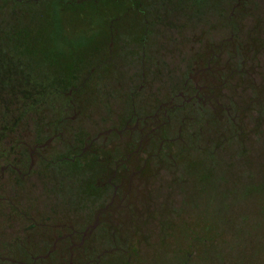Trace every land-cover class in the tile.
<instances>
[{"label":"rangeland","instance_id":"1","mask_svg":"<svg viewBox=\"0 0 264 264\" xmlns=\"http://www.w3.org/2000/svg\"><path fill=\"white\" fill-rule=\"evenodd\" d=\"M140 1L16 0L20 42L7 51L21 69L7 85L47 86L53 104L44 102L41 115L18 116L33 103L23 98L16 112L10 104L12 113L0 115V264L45 253L53 233L65 230L59 221L91 226L112 193L91 186L103 175L94 171L101 164L96 159L126 158L122 148L113 150L116 138L124 139L122 147L129 140L126 120L153 114L195 64L215 55L211 64L235 67L232 78L228 68L220 71L233 86L216 108L174 99L160 133L166 141L153 134L140 154V160L148 156L147 175L134 176V183L144 180L136 202L144 212L130 207L98 220L72 262L68 251L61 262L264 264V0ZM242 48L252 50L246 59ZM194 74L199 80L205 71ZM4 93L0 88V113L7 115ZM230 96L238 130L228 119L234 113L224 108ZM219 108L225 109L220 117ZM50 114L56 122L39 136L38 124ZM50 135L48 145L36 147ZM139 140L134 134L131 147ZM69 146L83 151L81 157L60 155ZM18 170L25 173L21 180Z\"/></svg>","mask_w":264,"mask_h":264},{"label":"flooded vegetation","instance_id":"2","mask_svg":"<svg viewBox=\"0 0 264 264\" xmlns=\"http://www.w3.org/2000/svg\"><path fill=\"white\" fill-rule=\"evenodd\" d=\"M215 56H211L207 64H204L202 61L198 64H195L192 67V71L186 76L182 86L180 89L171 97L170 100L161 102L159 104L158 109L153 114H147L146 116H137L134 122H127L124 127L129 128L130 135L128 139L134 134L140 135L139 143L136 146L122 147V143L124 139L116 138L114 150L117 147H120L123 150V153L127 154L126 158L119 157L117 160H109L102 161L100 169L103 170L102 176H99L92 182V188L98 193H105L106 191H112L110 200L105 203L101 208L95 210V216L93 223L98 222V220L112 217L114 215L119 214L120 212H127L130 207H134L137 215L144 212L139 210L136 207V202L141 194V181L139 179L138 183H134V180L142 178L141 176L147 175L145 170L148 168L149 164L146 157L144 160H140V154L145 149L146 144L150 141L152 135L155 132H159L163 129V126L166 124V117L170 114V112L177 106V103H174V99H181V106L185 103H191L193 101H197L202 103V105H206L210 103L212 108H216L217 104L220 102L222 98L223 90L227 87L228 91L232 88L233 82L231 80L232 76L235 74V67L230 64L225 65H213L211 61ZM232 74L226 75L224 73H220V71L227 69ZM195 69L204 70L205 75L197 80L194 76ZM215 102L216 106L213 105L212 102ZM227 105L224 108H227L228 115L234 111V102L232 101V96L227 97ZM163 108V119H161L160 109ZM202 108V107H201ZM234 113V112H233ZM233 118V117H232ZM234 119V118H233ZM130 121V120H129ZM109 128L113 129L115 132H119L122 128H119V125H113ZM99 136L96 135L95 138ZM92 138L88 144L91 146L94 139ZM109 138V137H108ZM107 138V139H108ZM115 138V137H114ZM127 138V137H126ZM103 140V143L107 140ZM166 141V139H164ZM126 143V142H125ZM103 145H99L101 147ZM136 176V177H134ZM141 180V181H140ZM133 216H137L132 214ZM64 225L65 230H60L51 236L53 238L51 246L46 250L43 254H37L32 256L31 253H27L28 256L25 258H7L9 261L16 262L18 264H37L38 260H47L48 257L53 256L57 249H67L72 252L74 248H81L84 244L85 238L89 231H91V226L86 225L84 228L83 224L78 225L76 228L72 223L67 221H59ZM80 234L79 241H76L77 236ZM64 244L61 245L62 240H64ZM72 254H70L69 263L72 262ZM54 259V257H51ZM50 258L52 262L53 259ZM83 258V256H82ZM32 259V260H31ZM131 257H128L127 260H131ZM31 261V262H30Z\"/></svg>","mask_w":264,"mask_h":264},{"label":"trees","instance_id":"3","mask_svg":"<svg viewBox=\"0 0 264 264\" xmlns=\"http://www.w3.org/2000/svg\"><path fill=\"white\" fill-rule=\"evenodd\" d=\"M87 1H89L90 3H93V4H95L96 2H98L99 0H87ZM239 2H238V5H242V3H243V0H238ZM135 2H137V4H139V6H141L140 4H141V1L140 0H135ZM6 12V13H5ZM21 15H22V13H21V10H18L17 8H16V0H0V68L2 67L3 69H5L4 70V74H3V77H2V82H1V80H0V88L2 89V90H5L6 91V93H7V90L9 91L10 89L11 90H17L18 89V91L17 92H14V90H13V92L12 93H10V95L7 93H4L5 94V100L9 103V106L7 107V115H5V113H3V112H1L0 113V115H1V118H3V117H6V116H8L9 115V111H11L10 110V104L12 105V107H16V106H18L17 108H15V112L18 110V108L21 106L20 105V100L21 99H23V98H27V100H28V97H31V98H33V103L29 106V107H27L22 113H18V114H16V115H18V116H20V115H23V113H25V111L26 112H29V111H31L30 112V114H33L32 112H35L36 114H38V115H41V113L40 112H42V105H43V103L45 102V103H47V102H49V104H51L52 102H51V96H50V92H51V90L47 87V86H43V85H41V87H40V85H38V86H36V88H35V90H33V88H32V86L30 85V86H28V87H24V85L26 84L25 82V84L22 82L21 84L19 83L18 84V86L17 87H15V82L11 85V86H8L7 84H8V82H9V80H11V76L10 75H12V78L14 79L15 78V75H14V77H13V73H15L16 74V71L17 70H20L21 69V67L20 68H18V67H16L17 65H16V61H14L15 59H14V57L13 56H10L9 55V53H8V51H7V49L9 50L10 48H8V47H13V45H15L16 43H19L20 42V40L18 39V37H17V33L19 32V30H20V26L22 27V24H21V19H20V17H21ZM6 16H8V17H6ZM14 25H15V27H14ZM30 38V37H29ZM32 39H27L26 40V43L27 44H32ZM25 43V44H26ZM254 48V45L251 47V49H253ZM252 50H243V48H242V50H241V53H244V58L246 59L249 55V53L251 52ZM15 69V70H14ZM1 73H2V71H0ZM29 87H31V88H29ZM71 89V88H70ZM69 89V90H70ZM27 91H29V92H32V96L31 95H26V93L25 92H27ZM260 91H258L257 90V92H256V99L257 100H259V94H257V93H259ZM68 95H70V93H68ZM1 97H3V96H1ZM4 98V97H3ZM54 99V98H53ZM52 99V100H53ZM13 100H16V101H13ZM69 100V99H68ZM13 102V103H12ZM26 104H28V101L26 102ZM53 104V103H52ZM71 105V104H70ZM234 105H235V103H234ZM24 107V106H23ZM21 108V107H20ZM194 108H198L197 106H194ZM226 109V108H225ZM225 109H221V108H219V110H220V112L218 113V116L220 117V116H222V114H221V110H225ZM235 109H236V106H235ZM34 110V111H33ZM13 112H14V110H13ZM52 113H53V111H51ZM11 113H12V111H11ZM241 113V112H240ZM15 114V113H14ZM137 114V113H136ZM51 115L52 114H50V116H48L45 120H44V122H40L39 124H38V129H37V132L39 133V136L41 135V134H43L44 132H47L48 131V129L50 128V127H53V124L56 122V120L55 119H52L51 118ZM137 116H139V114L137 115ZM234 118V119H233ZM233 118L232 117H230V118H228L229 119V123H230V121L232 122V124H233V126L235 127V129L236 130H238V128L240 127V124H241V119L239 118V117H237V115L235 114V112H234V116H233ZM60 120H64V118H59ZM132 119V118H131ZM130 119V117L126 120L127 122H129V124H130V121L129 120H131ZM221 119V118H220ZM240 119V120H239ZM64 121H67V119H65ZM239 121H240V123H239ZM126 122V123H127ZM68 124V123H67ZM55 126V125H54ZM63 126H65V125H63ZM62 125H58V126H55V129L54 130H57V128L58 129H60V127H63ZM228 127V126H227ZM43 129L44 128V130L42 131V132H40L39 131V129ZM161 131H162V129L159 131V132H155V133H157V134H155L157 137L154 139V140H156L158 137H161V139H162V142H161V144L163 143V142H165L164 141V139H165V137L164 136H160V133H161ZM48 133V132H47ZM136 135H139V134H136ZM153 136V135H152ZM52 135H50L49 137H47L46 138V140H44V141H38L37 143H36V147L37 146H40V147H42V146H46V145H48V141H52ZM238 137H240V139L239 140H241L242 141V139L243 138H241V136L239 135ZM132 138H133V135L130 137V139L125 143V145H124V148L125 147H127V146H129V144H130V141L132 140ZM1 139V138H0ZM151 140H153L152 138L150 139V141ZM71 143V142H70ZM149 143V142H148ZM147 143V144H148ZM221 145V143H218V147ZM35 148V147H34ZM113 150H114V148H113ZM66 151H71V152H73L74 154H75V156H78V158H80L81 157V155L83 154V151H77V150H74V149H72L70 146H69V148L67 149L66 148V150H64L60 155H62L64 152H66ZM4 153L5 152H3L1 149H0V155H4ZM38 153H40V154H42L43 152L42 151H38ZM32 154V151H30V155ZM32 156V155H31ZM148 157V156H147ZM3 158V157H2ZM109 160H111V158L109 157V156H103V157H101V158H97L96 159V163L97 162H99V163H102V161H109ZM147 160H148V158H147ZM10 164L8 163V166H9ZM96 166H97V164H95ZM12 166V165H11ZM15 166V165H14ZM101 167V164L99 165V167L98 168H96V169H94V171H97L99 168ZM11 168H13V167H11ZM12 171H14V169H11ZM18 173L20 174H18V178H19V180H21V178L25 175V173L23 174H21L20 173V171L18 170ZM92 175V174H91ZM92 186V185H91ZM33 222H30L29 224L31 225ZM51 238V237H50ZM19 250H21V251H23V252H27V251H25V250H22V249H20V248H18ZM75 249L77 250V249H79V248H74L73 250H72V252L70 253V251H68L67 249H64V251H61V250H59V252L57 251V253H56V255L55 256H50V257H48L47 258V260H42V264H63L61 261H62V258H63V255L64 254H66V252L68 251L69 252V259H70V254H72V257H71V259H73V257L75 256V253H74V251H75ZM61 253V254H60ZM28 256V254L26 253V256L25 257H27ZM82 256L83 255H81V259H82ZM51 257H54V259L53 258H51ZM50 258L51 259H53V261L51 262L50 261Z\"/></svg>","mask_w":264,"mask_h":264},{"label":"water","instance_id":"4","mask_svg":"<svg viewBox=\"0 0 264 264\" xmlns=\"http://www.w3.org/2000/svg\"><path fill=\"white\" fill-rule=\"evenodd\" d=\"M96 226V222H94L92 225H91V230Z\"/></svg>","mask_w":264,"mask_h":264}]
</instances>
